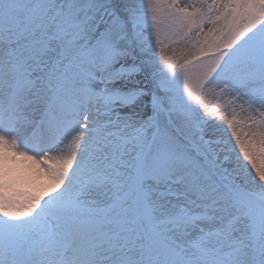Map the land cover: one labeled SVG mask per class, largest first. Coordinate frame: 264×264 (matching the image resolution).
<instances>
[{
  "label": "snow or ice",
  "instance_id": "obj_1",
  "mask_svg": "<svg viewBox=\"0 0 264 264\" xmlns=\"http://www.w3.org/2000/svg\"><path fill=\"white\" fill-rule=\"evenodd\" d=\"M0 264H264V0H0Z\"/></svg>",
  "mask_w": 264,
  "mask_h": 264
},
{
  "label": "rangeland",
  "instance_id": "obj_2",
  "mask_svg": "<svg viewBox=\"0 0 264 264\" xmlns=\"http://www.w3.org/2000/svg\"><path fill=\"white\" fill-rule=\"evenodd\" d=\"M172 47H175V48L179 49V48L184 47V45H183V44L172 45V46L169 48V50H168L169 53H171ZM38 175H39V177H38ZM37 177H38V178H37ZM31 178H32L33 180H35V181H39V180L42 178V171H41V170H38V173H36L35 175L31 176Z\"/></svg>",
  "mask_w": 264,
  "mask_h": 264
},
{
  "label": "bare ground",
  "instance_id": "obj_3",
  "mask_svg": "<svg viewBox=\"0 0 264 264\" xmlns=\"http://www.w3.org/2000/svg\"><path fill=\"white\" fill-rule=\"evenodd\" d=\"M25 163H27V162H25ZM38 170H40V169L37 168L36 166H33L31 169L28 170V175H29V176H33V175H35L36 173H38ZM38 177H39V175H38ZM38 177H37V178H38Z\"/></svg>",
  "mask_w": 264,
  "mask_h": 264
}]
</instances>
